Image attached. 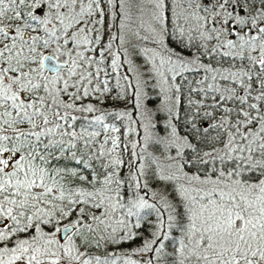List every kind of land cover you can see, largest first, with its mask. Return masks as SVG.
<instances>
[{
  "label": "snow or ice",
  "instance_id": "1",
  "mask_svg": "<svg viewBox=\"0 0 264 264\" xmlns=\"http://www.w3.org/2000/svg\"><path fill=\"white\" fill-rule=\"evenodd\" d=\"M144 209L145 264H264V0H0V264H117Z\"/></svg>",
  "mask_w": 264,
  "mask_h": 264
},
{
  "label": "trees",
  "instance_id": "2",
  "mask_svg": "<svg viewBox=\"0 0 264 264\" xmlns=\"http://www.w3.org/2000/svg\"><path fill=\"white\" fill-rule=\"evenodd\" d=\"M257 4H258V0H257ZM133 28L135 29V25H133ZM128 38L130 40H132L133 43H137L136 38L132 37V35H129ZM148 47H151V46L149 45ZM135 61H136L137 64H142V63H144V58H143V56L138 55V56L135 57ZM205 63H207V59H205ZM213 63H215V61H213ZM227 66L228 65L225 63L224 67H227ZM186 75L190 76L193 79H199V77L196 76L194 73H188ZM111 104H112V102L109 101V105L108 106H111ZM122 106L123 105H120V107H122ZM165 115H166L165 113H161L158 116V118H157L158 121H159V125H160L158 127V129H157V135L158 136L165 135L164 128L162 126L164 124V122H165ZM106 122L107 123H115L117 126H119V124H120L119 121L109 120V121H106ZM178 130H179V133L181 135L185 134L186 129L184 128V125H183L182 122L179 124V129ZM121 138L123 139V137H121ZM133 139H139V138L138 137H133ZM138 150H139V148H138ZM164 151H166V154L168 156H171V155L175 154V149H167V150H165L163 148V146H152V145H150L146 149V152H145V157H146L145 160L146 161H143V162L145 164H150L152 156H160V153L164 152ZM148 153H151V156H149ZM160 158H161L162 162H166L164 157H160ZM188 158L191 159V156L189 155ZM146 170H147V173H148L147 182L149 184V189L147 190L148 191V195H145L144 198L146 200H148L149 203H155L156 200H154L152 198V193L153 192L159 193L162 190V188H163V184L152 177V173L157 170L156 169V165L152 164V166L150 168L146 169ZM188 170L191 172V171H194V168L188 169ZM123 174L124 173H122V175ZM142 182H143V178H142ZM168 191L171 192V185L168 186ZM132 192H133V189H128L127 190L126 199H131ZM140 194L144 195V191L142 190ZM173 198H174V194H173ZM156 199L158 200L159 197H157ZM123 210L124 209H122L120 211H123ZM150 212H151V210H149V209L141 210L140 214L143 217V219L140 220L141 227L139 229L134 227V225H135V223L137 221V218L134 216L133 220H131L133 233H139L140 234L135 239H132L131 241L123 242V243L118 244V245L108 244L106 247H101L99 249L93 248V249H89V251L93 255L101 256V258H104L106 253H107V254H114L115 256L116 255H120V257L126 256V257H129V258H132V259L135 258L134 260L138 261L140 264H145V260L149 256H151L152 253L146 254L143 258L141 256H139V255H136L135 253L142 246V241L144 240V238L148 237L150 235V232L152 230V226L155 223V220H156L155 213L151 212V214H149ZM170 248H171V246H169V250H170Z\"/></svg>",
  "mask_w": 264,
  "mask_h": 264
},
{
  "label": "rangeland",
  "instance_id": "3",
  "mask_svg": "<svg viewBox=\"0 0 264 264\" xmlns=\"http://www.w3.org/2000/svg\"><path fill=\"white\" fill-rule=\"evenodd\" d=\"M129 35H132L131 33H129L128 34V36ZM131 37V36H130ZM129 37V38H130ZM132 37H134V36H132ZM143 64V63H142ZM124 156H125V158H127V156H128V153H124ZM144 161H146V160H144ZM151 164V163H150ZM146 165H149V164H146ZM151 166H152V164H151ZM150 168V167H149ZM148 169V168H147ZM124 212H126V209H124L123 211H118L116 214H115V217H114V219H116V218H123L124 217ZM133 217L134 216H131V217H127L126 219H127V222H128V225H129V227L131 228V231L133 232V230H132V223H131V220H133ZM124 233L123 232H121L120 233V235H123ZM115 256V255H114ZM111 258V257H110ZM115 258H116V260H117V264H140L138 261H136V260H134V259H132V258H129V257H126V256H122V257H120V255H116L115 256ZM103 259V258H102Z\"/></svg>",
  "mask_w": 264,
  "mask_h": 264
}]
</instances>
